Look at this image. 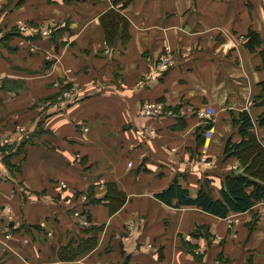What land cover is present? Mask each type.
I'll list each match as a JSON object with an SVG mask.
<instances>
[{"label":"crops","instance_id":"1","mask_svg":"<svg viewBox=\"0 0 264 264\" xmlns=\"http://www.w3.org/2000/svg\"><path fill=\"white\" fill-rule=\"evenodd\" d=\"M242 111L264 149V0H0V264H264V200L222 218L156 196L264 184L225 153Z\"/></svg>","mask_w":264,"mask_h":264},{"label":"trees","instance_id":"2","mask_svg":"<svg viewBox=\"0 0 264 264\" xmlns=\"http://www.w3.org/2000/svg\"><path fill=\"white\" fill-rule=\"evenodd\" d=\"M113 24H110L112 26ZM112 30V27L110 28ZM258 33L252 31L250 40L254 43L258 41ZM247 42L250 49H254L251 41ZM263 117V116H262ZM261 117V119H263ZM264 120V119H263ZM234 123L239 127V132L242 135L240 142H232L229 140L225 147L227 155H235L246 160L248 155L256 154L261 160L252 162L250 171L258 175L264 181V149L253 139L252 129L254 122L251 115L247 111H242L238 118H235ZM253 139V140H252ZM258 168L261 171H255ZM258 178V179H259ZM156 196L163 202L180 207L182 205H194L200 207L203 211L210 214L226 217L230 212H246L251 210L257 201L264 200V184L252 179L246 175H230L226 178L223 187L221 188V197H213L207 188L199 189L195 196H192L189 189L183 187L179 180H175L170 186L157 193ZM124 200V195L113 196ZM91 229V228H90ZM90 239H82L77 248L73 249L70 258L85 251L89 246ZM93 240V239H91Z\"/></svg>","mask_w":264,"mask_h":264},{"label":"built area","instance_id":"3","mask_svg":"<svg viewBox=\"0 0 264 264\" xmlns=\"http://www.w3.org/2000/svg\"><path fill=\"white\" fill-rule=\"evenodd\" d=\"M106 1H108L111 4V6L114 7V2H117V1L120 2L122 0H106ZM18 26L20 27L22 32H25V34H37L38 33L37 32L38 29L36 27L29 25L23 21H19ZM45 33L48 34L49 32H45ZM171 67H172L171 57L167 56L163 60L162 69L167 71ZM68 95H69L68 93H65V96H68ZM166 109L167 108H166V105L164 102L159 101V100H148L144 103L143 115L146 117H150V118H159L165 114ZM197 115H199L201 118H207L208 120H210L212 118L211 113H209L207 111L198 112ZM85 130L87 131L88 127H86ZM20 134H22V132ZM13 139H14V136L5 137L3 139H0V144L5 145L7 143H10ZM129 166H132L131 162H130ZM1 169L2 168L0 167V170ZM0 176H1V173H0ZM62 186L65 187L66 184L62 183ZM82 210H85V208H83ZM86 215H87V213H85V212L78 213L79 222L83 225L89 226L90 224H89L88 219H86Z\"/></svg>","mask_w":264,"mask_h":264},{"label":"rangeland","instance_id":"4","mask_svg":"<svg viewBox=\"0 0 264 264\" xmlns=\"http://www.w3.org/2000/svg\"><path fill=\"white\" fill-rule=\"evenodd\" d=\"M15 129H16V130H19V131H22V126H18V127H17V125H16ZM10 136H11V135H10Z\"/></svg>","mask_w":264,"mask_h":264}]
</instances>
